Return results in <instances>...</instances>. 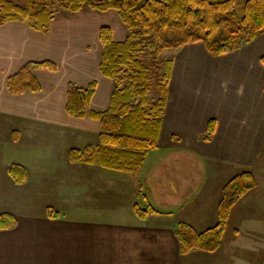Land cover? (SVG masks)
Here are the masks:
<instances>
[{
    "label": "crops",
    "instance_id": "obj_1",
    "mask_svg": "<svg viewBox=\"0 0 264 264\" xmlns=\"http://www.w3.org/2000/svg\"><path fill=\"white\" fill-rule=\"evenodd\" d=\"M103 26L114 41L128 35L116 9L87 5L54 11L46 31L0 25V214L17 220L0 228V264H263L264 33L221 55L201 42L172 51L158 145L131 173L102 166L93 149L101 125L89 114L106 110L116 88L100 69ZM42 61L55 68L32 67L39 91H9L10 75ZM91 82L85 115H69L68 84ZM13 163L24 182L9 174ZM242 172L256 185L232 206L221 246L181 254L177 225L215 226L224 186Z\"/></svg>",
    "mask_w": 264,
    "mask_h": 264
},
{
    "label": "trees",
    "instance_id": "obj_2",
    "mask_svg": "<svg viewBox=\"0 0 264 264\" xmlns=\"http://www.w3.org/2000/svg\"><path fill=\"white\" fill-rule=\"evenodd\" d=\"M55 2L61 9L71 11H78L86 5L98 10L116 9L128 27V35L123 41L113 40L110 27L100 28L103 43L100 69L104 75L114 79L116 88L109 107L104 111H91L89 115L101 125L99 143L93 148L99 163L131 173L138 171L149 150L158 145L166 87L174 59L173 55L165 57L164 52L201 42L210 54L221 55L250 43L264 33V0H244L240 14L235 8L236 0H0V25L19 19L46 31L54 16L52 6ZM34 65L55 68L50 61L26 63L7 78L11 93L41 89L39 79L32 72ZM94 89L95 82L86 88L69 83L68 114L83 117ZM151 90L156 92L153 101L148 97ZM212 129L211 120L206 138L210 137ZM69 156L72 161H79L83 152L72 148ZM8 172L19 183L27 177L21 164H11ZM255 185V178L249 172L237 174L228 181L223 189L215 226L199 232L189 224L179 223L175 234L180 253L218 249L232 206ZM148 210L137 207L140 216ZM48 214L58 216L53 209H49ZM16 223L14 215L0 214L1 229L11 228Z\"/></svg>",
    "mask_w": 264,
    "mask_h": 264
},
{
    "label": "rangeland",
    "instance_id": "obj_3",
    "mask_svg": "<svg viewBox=\"0 0 264 264\" xmlns=\"http://www.w3.org/2000/svg\"><path fill=\"white\" fill-rule=\"evenodd\" d=\"M14 1H18V0H14ZM243 4H244V0H236V2H235V8H236V10H237V12L240 14L241 13V9H242V7H243ZM58 9H61V7L58 5V2H55L54 4H53V6H52V10L53 11H56V10H58ZM172 51H170V50H167V51H165L164 52V56L165 57H168V56H171L172 54ZM149 100H151V101H153L155 98H156V92L154 91V90H151L150 92H149ZM13 164H18V163H13ZM23 166V165H22ZM26 169V168H25ZM27 172V171H26ZM27 178V177H26Z\"/></svg>",
    "mask_w": 264,
    "mask_h": 264
}]
</instances>
